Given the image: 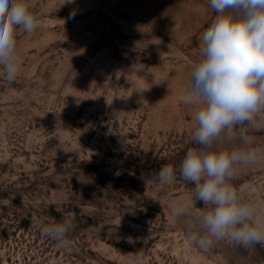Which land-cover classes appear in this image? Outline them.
I'll return each mask as SVG.
<instances>
[{"label": "rangeland", "instance_id": "obj_1", "mask_svg": "<svg viewBox=\"0 0 264 264\" xmlns=\"http://www.w3.org/2000/svg\"><path fill=\"white\" fill-rule=\"evenodd\" d=\"M28 4L39 26L17 30L11 85L0 67V264H264V245H190L193 186L151 178L195 147L197 106L180 96L216 15L207 0ZM233 184L264 205V163ZM172 200L188 216L174 222ZM65 217L78 227L60 247L42 226Z\"/></svg>", "mask_w": 264, "mask_h": 264}, {"label": "clouds", "instance_id": "obj_2", "mask_svg": "<svg viewBox=\"0 0 264 264\" xmlns=\"http://www.w3.org/2000/svg\"><path fill=\"white\" fill-rule=\"evenodd\" d=\"M216 13L201 34L200 59L194 64L181 103L197 106L188 149L179 166L164 165L151 175L161 185L177 176L191 184V203L203 207L195 215L197 231L190 245L207 251L221 242L238 247L264 245V205L242 198L233 184L239 167L264 163V0H207ZM39 18L28 0H0V67L11 85L23 58L16 33L33 35ZM175 222L186 217L190 205L169 204ZM72 218L46 223L42 233L58 246L68 244L76 231ZM135 264H144L137 252Z\"/></svg>", "mask_w": 264, "mask_h": 264}]
</instances>
